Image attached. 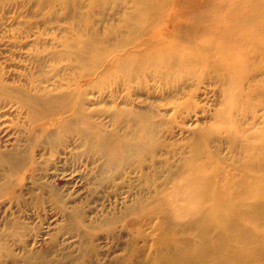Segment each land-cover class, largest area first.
<instances>
[{
    "label": "rangeland",
    "instance_id": "374dc122",
    "mask_svg": "<svg viewBox=\"0 0 264 264\" xmlns=\"http://www.w3.org/2000/svg\"><path fill=\"white\" fill-rule=\"evenodd\" d=\"M163 1L0 0V264H166L163 255L179 247L189 223L166 201L182 155L201 133L208 138L196 145L211 152L218 179L230 170L240 180L234 166L242 161L223 138L227 127L215 123L222 100L216 75L191 87L195 97L160 91L147 76L131 82L126 67L97 75L105 52L127 45ZM167 1L174 13L212 9L208 0ZM93 37L98 52L84 47ZM57 52L66 60L53 62ZM78 56L90 61L82 71L72 60ZM75 80L85 114L108 132L125 130L118 113L153 116L160 127L152 145L106 168L73 133L53 126L34 137L27 117L45 113L34 100L47 90L46 98L58 99L47 109L67 106ZM234 116L243 130L245 120Z\"/></svg>",
    "mask_w": 264,
    "mask_h": 264
},
{
    "label": "bare ground",
    "instance_id": "6f19581e",
    "mask_svg": "<svg viewBox=\"0 0 264 264\" xmlns=\"http://www.w3.org/2000/svg\"><path fill=\"white\" fill-rule=\"evenodd\" d=\"M208 1L210 12L183 14L170 12L172 2L164 0L144 25L133 29L127 45L103 54L97 75L126 67L131 82L147 76L175 97H195L198 92L191 87L209 82L210 73L216 75L218 81L212 84L218 85L222 100L215 123L227 127L223 138L242 161L234 166L241 178L234 182L236 175L228 169L220 181L221 172L210 169L211 152L197 146L208 136L194 138L175 172V194L166 201L178 218L189 220L188 230L181 232L173 254L167 252L163 259L166 264H264V0ZM83 44L98 52L99 38ZM52 56L55 63L66 60L62 53ZM72 60L81 71L90 62L82 56ZM72 84L65 94L70 103L56 111L47 109L58 101L46 98L47 90L34 100L45 107L43 115L27 117L34 137L47 135L53 126L59 133H73L106 168L125 164L152 145L160 127L153 116L135 110L118 113L116 121L125 130L108 132L85 114L80 84ZM238 114L245 120L243 130L233 118ZM216 134L222 138L220 131Z\"/></svg>",
    "mask_w": 264,
    "mask_h": 264
}]
</instances>
